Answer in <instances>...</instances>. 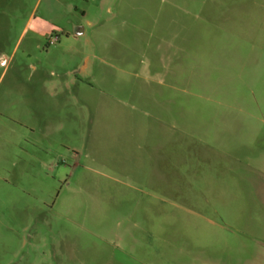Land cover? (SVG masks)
<instances>
[{
    "label": "rangeland",
    "instance_id": "obj_1",
    "mask_svg": "<svg viewBox=\"0 0 264 264\" xmlns=\"http://www.w3.org/2000/svg\"><path fill=\"white\" fill-rule=\"evenodd\" d=\"M0 264H264V0H0Z\"/></svg>",
    "mask_w": 264,
    "mask_h": 264
},
{
    "label": "built area",
    "instance_id": "obj_2",
    "mask_svg": "<svg viewBox=\"0 0 264 264\" xmlns=\"http://www.w3.org/2000/svg\"><path fill=\"white\" fill-rule=\"evenodd\" d=\"M56 40H57V38L52 39V40H51V44L55 43Z\"/></svg>",
    "mask_w": 264,
    "mask_h": 264
},
{
    "label": "crops",
    "instance_id": "obj_3",
    "mask_svg": "<svg viewBox=\"0 0 264 264\" xmlns=\"http://www.w3.org/2000/svg\"><path fill=\"white\" fill-rule=\"evenodd\" d=\"M77 34H80V31H79V29H78V31H77ZM3 61V60H2Z\"/></svg>",
    "mask_w": 264,
    "mask_h": 264
}]
</instances>
